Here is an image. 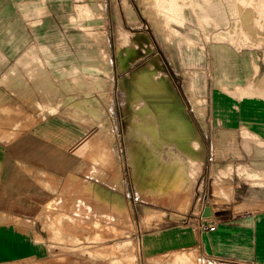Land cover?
<instances>
[{
  "label": "rangeland",
  "instance_id": "1",
  "mask_svg": "<svg viewBox=\"0 0 264 264\" xmlns=\"http://www.w3.org/2000/svg\"><path fill=\"white\" fill-rule=\"evenodd\" d=\"M157 1L46 0L48 6H38L37 19L27 23L0 14V47L38 44L46 51L21 56L47 62L53 78L47 86H32L35 101L1 95L0 138L20 135L24 107L54 126L52 138L63 154L53 194L43 205L0 190V231L15 232L31 249L0 264H238L210 262L189 249L152 247L170 233L191 231L188 224L205 206L242 215L264 202V192L255 198L253 181L236 171L239 164L264 169V148L241 132L244 101L235 88L245 77L227 78L217 68L212 49L222 45L213 39L217 28L200 23L190 0H180L186 11L169 20ZM262 51L264 43L238 50L254 59L258 79ZM147 72L150 82L161 81L167 89L172 114L157 113L156 98L144 94ZM19 92L15 95L26 91ZM254 97L264 102V95ZM145 105L150 117L140 111ZM173 119L193 146L190 162L180 148L174 151L171 135L160 147L153 143L161 132L175 129Z\"/></svg>",
  "mask_w": 264,
  "mask_h": 264
},
{
  "label": "crops",
  "instance_id": "2",
  "mask_svg": "<svg viewBox=\"0 0 264 264\" xmlns=\"http://www.w3.org/2000/svg\"><path fill=\"white\" fill-rule=\"evenodd\" d=\"M244 1L247 4L241 3V0H190L189 5L200 23H209L217 28L213 39L222 43L220 47L212 48L217 68L223 71L227 78L245 77V83L235 88L239 99L244 101L241 132L244 139H251L257 146L264 148V117L260 116L262 115L260 111L264 110V102L263 98L259 97L256 98H259V101L254 100V95H264V72L258 79L259 70L254 59L238 55V50L244 44L264 43V0ZM175 2L179 8L176 18L179 19L186 8L182 7V1ZM7 6L15 13H7ZM27 6L29 10H26ZM38 6H48V3L46 0H0V14L27 23V20L37 19ZM87 11L82 7L79 12L85 14ZM256 36L259 38L255 39ZM17 47L16 50H9L11 46L4 49L0 47V97L2 95L5 98V94L10 92L14 96L13 100L35 101L38 94L34 92L32 86L52 84L53 78L47 74L51 66L47 62L31 61L21 55L46 50H41L38 44L26 43ZM13 52L17 55L11 60L7 54ZM17 56L22 59L14 62L13 58ZM262 59L264 61V51ZM247 63L252 65L251 69L245 68ZM243 67L245 72L241 73L239 69L243 70ZM227 83L229 81L225 80L223 84ZM24 90L26 92L22 94ZM17 91L22 95H15ZM218 105L226 106L221 102H218ZM234 106L236 103H231L232 109ZM25 110L24 107L21 109L24 119L22 118L23 123L19 126L20 135L12 140L0 138V190L19 197L21 201L35 199L38 204L43 205L47 197L53 194V177L55 172L62 169L63 154L59 149L61 147L55 146L52 138L54 126L47 121H38L37 114L29 110L24 112ZM226 171L220 173L225 172L226 175ZM236 171L253 181L249 183V189L255 198L264 192V169L249 171L247 166L239 164ZM210 207L208 206L212 216L206 218V222L215 225V230H194L192 225H189L191 231L180 232V235L174 233L173 236L170 233L168 238L158 240L152 247L168 249L173 246L183 248L182 250L189 249L192 252H199L204 259L214 263L225 261L264 264V202L261 209L246 210L242 215L219 213V210ZM17 236L15 232L0 231V261H6L15 254H22L23 250H31L23 245ZM28 244L30 243L26 242V245Z\"/></svg>",
  "mask_w": 264,
  "mask_h": 264
},
{
  "label": "bare ground",
  "instance_id": "3",
  "mask_svg": "<svg viewBox=\"0 0 264 264\" xmlns=\"http://www.w3.org/2000/svg\"><path fill=\"white\" fill-rule=\"evenodd\" d=\"M158 10L159 12H161L163 15H164V18L166 20H169L171 18H176V12L179 11V8L175 2V0H158ZM241 3L243 4H247V2H245L244 0H241ZM248 3H251V1H248ZM122 67V66H121ZM148 70V69H147ZM144 71V70H143ZM144 73V72H143ZM147 73H150V72H147ZM146 75V74H145ZM149 75V74H148ZM143 76V75H142ZM146 77V78H145ZM145 77H141V80H143L145 78V82H147L146 85H144V88H143V91H144V94L146 92V94L150 95L152 94L155 98H156V103H155V108L157 111V113H159V110L160 111H168L169 114H172V110H171V104L173 105L172 102L169 103V101L167 100L168 98V93H167V89L162 85V82L159 81L158 83L156 82H150L149 81V78L152 79V75L150 73V76H145ZM171 91V90H170ZM142 92V91H140ZM174 93V92H173ZM171 93V94H173ZM143 95V94H142ZM170 95V94H169ZM171 96V95H170ZM149 97V96H148ZM150 98V97H149ZM153 98V97H152ZM160 98H166V100H163V101H159L158 99ZM176 98V97H174ZM154 99V98H153ZM173 99V98H171ZM179 100V99H178ZM148 107V106H147ZM174 107V106H173ZM177 107V106H176ZM175 109V108H174ZM177 109V108H176ZM147 109L146 108V105H145V108H142L140 111L142 114H145V117H150V115H152L151 113H146L147 112ZM181 110V109H179ZM176 112V111H175ZM181 111H179L180 113ZM154 113V112H153ZM140 114V112H139ZM140 114V115H142ZM170 116V115H169ZM173 117V116H172ZM149 119V118H148ZM143 121V120H142ZM151 121V120H150ZM155 121V119H154ZM153 122V121H151ZM150 122V123H151ZM173 122H175V129L173 131H164L161 132L160 134V139H158L157 137L154 138L155 141H153V143L157 146V147H160L162 145V139H164V137H166L167 135L170 136L176 143V147H174V151H177L178 152V149L180 148L181 150V154H182V157L184 158H187L190 162L191 160V157L192 156H195L193 155V150H191V148H193V146L191 148L190 147V144L188 145V141H189V137L184 129V126L182 125V123L178 120H174L173 119ZM158 126V125H157ZM160 131V130H159ZM157 131V132H159ZM194 135V134H193ZM199 140V138H198ZM190 143V142H189ZM195 146V144H194ZM195 149V148H194ZM98 156V157H97ZM96 157L99 159L100 158V155H97ZM97 159V160H98ZM49 205V204H48ZM51 205H54L51 203ZM48 209V208H47ZM49 212V211H48ZM51 213V212H50ZM53 213V212H52ZM50 216V215H49ZM85 221V220H84ZM92 222V221H90ZM88 223V222H86ZM93 224V223H91ZM96 224V223H95ZM98 226V224H96ZM93 228H97L95 225L94 226H91ZM100 228V227H99ZM99 233V232H98ZM148 242V241H147ZM144 243V242H143ZM158 247V246H157Z\"/></svg>",
  "mask_w": 264,
  "mask_h": 264
},
{
  "label": "built area",
  "instance_id": "4",
  "mask_svg": "<svg viewBox=\"0 0 264 264\" xmlns=\"http://www.w3.org/2000/svg\"><path fill=\"white\" fill-rule=\"evenodd\" d=\"M207 219L202 217V214H200V216L198 217V219L196 220V222H194V224H192V228L194 230H202V231H213L215 230L216 226L215 225H209L206 222ZM190 225V224H188Z\"/></svg>",
  "mask_w": 264,
  "mask_h": 264
},
{
  "label": "water",
  "instance_id": "5",
  "mask_svg": "<svg viewBox=\"0 0 264 264\" xmlns=\"http://www.w3.org/2000/svg\"><path fill=\"white\" fill-rule=\"evenodd\" d=\"M211 216H212L211 211H210V209L206 206V207L204 208L203 212H202V217H203V218H209V217H211Z\"/></svg>",
  "mask_w": 264,
  "mask_h": 264
}]
</instances>
